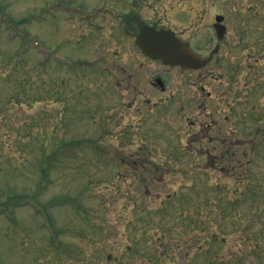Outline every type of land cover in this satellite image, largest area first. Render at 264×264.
I'll return each instance as SVG.
<instances>
[{"label": "rangeland", "instance_id": "rangeland-1", "mask_svg": "<svg viewBox=\"0 0 264 264\" xmlns=\"http://www.w3.org/2000/svg\"><path fill=\"white\" fill-rule=\"evenodd\" d=\"M3 14L25 22L0 25V264H264V0H0ZM217 14L201 69L134 43L156 24L207 55Z\"/></svg>", "mask_w": 264, "mask_h": 264}, {"label": "water", "instance_id": "water-1", "mask_svg": "<svg viewBox=\"0 0 264 264\" xmlns=\"http://www.w3.org/2000/svg\"><path fill=\"white\" fill-rule=\"evenodd\" d=\"M224 15L218 14L214 24L219 39L224 37L226 26L221 24ZM136 42L145 54L159 58L165 64L181 65L184 68H201L205 66L218 50L219 45L204 57L195 52L186 41L181 40L171 29H158L145 24L140 28Z\"/></svg>", "mask_w": 264, "mask_h": 264}, {"label": "flooded vegetation", "instance_id": "flooded-vegetation-1", "mask_svg": "<svg viewBox=\"0 0 264 264\" xmlns=\"http://www.w3.org/2000/svg\"><path fill=\"white\" fill-rule=\"evenodd\" d=\"M156 26H158V25H156ZM144 57H146V56H144ZM167 71H169V70H166V71L164 70V73L167 72ZM129 77H132V73L131 72L129 73ZM154 79L156 80V82L155 81H151L150 83H152L153 85H155L157 87L160 86L162 88V90L166 89V80H165L164 77H162L160 75H155L154 76ZM210 125H212V124L210 123ZM232 138L230 139V142L229 143L223 144V147L222 148H224V150H231V151H233V150H236V149H238L240 147V145L238 144L239 142H236V143H233L232 142L233 139H234V138L233 139ZM238 140H240V139H238Z\"/></svg>", "mask_w": 264, "mask_h": 264}, {"label": "trees", "instance_id": "trees-1", "mask_svg": "<svg viewBox=\"0 0 264 264\" xmlns=\"http://www.w3.org/2000/svg\"><path fill=\"white\" fill-rule=\"evenodd\" d=\"M3 209H0V212L2 211ZM58 245H60V243L58 244ZM211 264H213V263H215L214 261H211L210 262ZM216 264V263H215Z\"/></svg>", "mask_w": 264, "mask_h": 264}]
</instances>
